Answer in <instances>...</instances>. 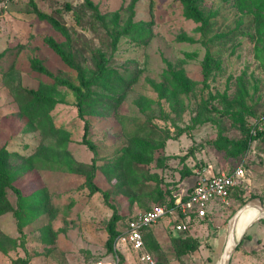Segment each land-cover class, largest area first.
Masks as SVG:
<instances>
[{"label": "rangeland", "instance_id": "1", "mask_svg": "<svg viewBox=\"0 0 264 264\" xmlns=\"http://www.w3.org/2000/svg\"><path fill=\"white\" fill-rule=\"evenodd\" d=\"M91 1L107 25L146 23L147 42L123 36L113 49L103 28L87 29L86 12L81 27L76 25L65 5L77 9L83 0H0V149L14 155L13 172L25 165L20 158L34 156L36 167L13 182L17 193L7 191L13 212L0 216V264H141L122 246L107 252L106 227L114 212L121 223L162 205L164 200L155 197L159 190L186 198L196 179L186 178L177 187L175 182L186 164L195 168L194 174L208 163L219 172L243 165L242 185L181 234L200 244L195 252L177 250L168 234L172 218L144 234L154 264H217L226 223L240 208L236 193L244 202L251 195L264 199V139L252 143L237 162L207 145L221 130L231 140L243 136L232 126V112H239L247 127L264 113V11L257 14L255 0H197L206 20L201 24L188 19L174 0ZM33 5L65 25L71 40L40 21ZM47 39L73 43L85 69L94 68L90 48L99 49L113 72L135 79L125 94H109L106 109L94 105L88 113L94 153L82 144L75 97L61 84L78 86L77 73ZM207 52L211 64L205 77ZM181 76L188 85L176 90ZM29 91L44 97L47 107L33 111ZM77 166L85 172L94 168L98 192L85 184V174L70 172ZM39 191L42 212L15 215L22 206L18 197ZM263 220L247 232L260 242L246 240L230 264H264Z\"/></svg>", "mask_w": 264, "mask_h": 264}, {"label": "trees", "instance_id": "2", "mask_svg": "<svg viewBox=\"0 0 264 264\" xmlns=\"http://www.w3.org/2000/svg\"><path fill=\"white\" fill-rule=\"evenodd\" d=\"M178 2L184 9V13L186 17L196 23H205V17L203 16L202 12L199 9L197 0H174ZM256 2V12L257 14H261L264 11V0H255ZM65 10L71 12L73 18L75 20L76 25L81 27L83 18L85 17V12L88 13V26L87 29L94 31L95 28H103L105 33L108 34V38L110 39V45L113 46V49L118 42L120 37H130L131 39L135 40L140 44H145L148 40V30L147 24L143 22L133 23L132 21H128L123 25H118L116 22H112L111 25H107L106 17L102 15L97 6L91 0H83L82 6L79 8H72L69 4L65 5ZM33 12L35 16L40 20L46 22L54 31L59 33L61 36H65L69 41L71 40L70 37V30L65 26L61 25L59 20L55 19L53 16L40 12L35 5H33ZM82 29H86L83 27ZM46 44L63 60L65 64L73 68L77 73V80L78 86H74L68 84L66 82H61L62 85L66 86L74 95L77 114L78 118L83 122V133H82V144L87 147L91 152H95V148L91 142V125L89 120L87 119V115L90 112L91 108L96 105L106 109L109 105V101L112 100L110 97V93L120 92L125 94L133 85L135 79L134 78H126L117 72H113L112 69L109 67V60L106 57L105 53L99 49H91V56L94 63L93 69H85L82 64L77 61L76 54L73 52V48L75 47L73 43H65V44H58L54 42L52 39H47ZM211 64V56L209 52H207L205 59L203 61V72L205 77L208 76V67ZM39 71H43L42 68L37 67ZM179 79V84H174L173 88L178 90L180 87L185 88L188 85V80L185 76ZM27 94L31 97L32 100V109L33 111H38L42 109L44 104V97L40 96L38 92L29 91ZM48 103V101H47ZM22 106V105H21ZM224 117V116H223ZM264 117V113L260 116V119ZM232 120V126L237 127V129L242 133V137L237 140H231L227 136L223 134V131H219L217 137L207 143V145L214 149L217 153L223 155L227 159H231L235 162L241 161L251 150L250 145L252 143L262 142L264 139V126L261 130L257 131L255 136H251L250 134V127L246 126V122L244 118L241 116L239 112H232L229 117ZM164 149V145H163ZM264 151L260 152L263 153ZM165 157H169V155L164 154ZM184 156V155H183ZM180 156V157H183ZM13 157L14 155L9 153L5 148L0 149V216L4 215L8 212H13L12 207L10 206L9 201L7 200V191L11 190L15 193L18 192L16 188L13 186V182L18 179L21 175H25L28 171H32L36 169L34 166L35 157L31 156L28 158H20L25 165H22L19 172H13L12 165H13ZM179 157V156H174ZM187 156L183 157L182 163H187L188 158ZM182 159V158H181ZM186 159V160H185ZM27 164V165H26ZM199 164V163H198ZM117 167V166H115ZM188 169L182 170V172L178 175L179 179L176 180V187L186 178L191 177L194 175L195 168H189L188 164L186 166ZM84 166H77L76 169L71 170L70 172L78 173V174H85V184L91 189L92 193L98 192L99 189L94 184V168L85 172ZM235 169V168H234ZM234 169L230 170L229 172L233 171ZM216 175V174H214ZM242 184H238V186L231 189L228 199L230 198L231 194L235 192L237 188H239ZM238 191L237 200L239 201L240 207L245 203L239 196ZM172 193L168 191L162 192L159 190L155 197L157 199L166 200L163 201L162 205L167 207H172L174 205V197L171 196ZM163 196L166 199H163ZM258 197L256 195H251L250 199ZM262 201L264 205L263 197H258ZM41 199L40 191L34 193L33 196L27 197H18L19 201H22V206H20V210L15 212L17 215L24 210L30 211L31 217L38 216L43 209V205L39 202ZM184 199V198H183ZM25 201L28 205L27 209L24 205ZM151 209V208H150ZM132 218V217H131ZM131 218H127L126 221L120 223L121 218L114 212L111 216V219L106 227L107 232V240L105 242V248L109 254H114L115 250V241L116 239L124 232L128 221ZM170 217H165L162 220H168ZM196 216L194 214H190L189 218H185L179 216L176 220L178 222L186 223L187 226L193 222ZM264 220L262 221L263 224ZM175 223V224H176ZM119 225H122L123 229L119 230ZM153 225L143 229L141 231L143 240L144 234L149 230ZM170 226V225H169ZM256 226V225H255ZM170 231L168 234L170 235L171 239L174 240L175 246L180 253H192L195 252L200 244L188 237V236H181L182 233L177 232L173 225L170 226ZM185 233V232H184ZM245 240L238 246L235 253H238L241 249H243V244L246 240L260 242L259 236H252L250 232L245 235ZM234 253V254H235ZM234 256V255H233ZM233 258V257H232ZM157 264H162L161 262H157Z\"/></svg>", "mask_w": 264, "mask_h": 264}, {"label": "built area", "instance_id": "3", "mask_svg": "<svg viewBox=\"0 0 264 264\" xmlns=\"http://www.w3.org/2000/svg\"><path fill=\"white\" fill-rule=\"evenodd\" d=\"M263 126L264 117L259 118L255 124L250 126L251 136H255ZM196 174L195 184L186 198L176 197L172 207L157 205L133 216L128 221L124 232L116 239L115 248L122 246L135 254L137 261L141 264H154L151 256L145 251L141 231L165 217H170L172 218L171 225L177 232H186L188 229L186 223H176L179 216L189 218L190 214H194L200 219L207 217L209 209L216 203L225 202L231 189L244 180L245 169L243 165H240L231 172H221L209 177H206L203 171L196 172Z\"/></svg>", "mask_w": 264, "mask_h": 264}, {"label": "water", "instance_id": "4", "mask_svg": "<svg viewBox=\"0 0 264 264\" xmlns=\"http://www.w3.org/2000/svg\"><path fill=\"white\" fill-rule=\"evenodd\" d=\"M254 208L257 210V216L253 218L246 227L242 230L241 234L236 231V225L240 216L248 209ZM264 219V205L260 198L255 197L246 201L226 223V238L220 260L217 264H230L234 253L238 246L242 243L244 236L252 228L254 224Z\"/></svg>", "mask_w": 264, "mask_h": 264}, {"label": "bare ground", "instance_id": "5", "mask_svg": "<svg viewBox=\"0 0 264 264\" xmlns=\"http://www.w3.org/2000/svg\"><path fill=\"white\" fill-rule=\"evenodd\" d=\"M251 211V212H250ZM246 210L241 216L240 218L238 219V222H237V225H236V231L238 234H241L242 230L246 227V225L253 219L257 216V210L256 209H252V210ZM246 212H250V215L249 216V221H245V217L247 216V213Z\"/></svg>", "mask_w": 264, "mask_h": 264}, {"label": "crops", "instance_id": "6", "mask_svg": "<svg viewBox=\"0 0 264 264\" xmlns=\"http://www.w3.org/2000/svg\"><path fill=\"white\" fill-rule=\"evenodd\" d=\"M167 155V154H166ZM200 157H197V161H200ZM207 160H204V162H206ZM208 167L203 171V174L206 176V177H209L211 175H214V174H218V173H221L217 170V167H216V164H211V163H208ZM191 164H188V166H190ZM188 178H193V179H196L197 178V174L195 173L193 176L191 177H188ZM179 178H177L178 180ZM185 180V179H184ZM183 180V181H184ZM182 181V182H183ZM196 181V180H195ZM182 182L178 185V186H181ZM178 193V192H177Z\"/></svg>", "mask_w": 264, "mask_h": 264}]
</instances>
